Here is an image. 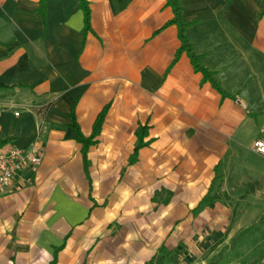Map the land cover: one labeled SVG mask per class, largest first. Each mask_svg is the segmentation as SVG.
Instances as JSON below:
<instances>
[{
  "label": "crops",
  "instance_id": "1",
  "mask_svg": "<svg viewBox=\"0 0 264 264\" xmlns=\"http://www.w3.org/2000/svg\"><path fill=\"white\" fill-rule=\"evenodd\" d=\"M87 1L84 32L78 0H46L44 15L40 0H0V151L37 138L43 150L0 196V264H150L164 248L227 244L222 201L264 183L252 150L264 140V0H178L225 95L179 52L167 0ZM107 104L88 178L69 113L88 137ZM140 125L150 144L131 164Z\"/></svg>",
  "mask_w": 264,
  "mask_h": 264
},
{
  "label": "rangeland",
  "instance_id": "2",
  "mask_svg": "<svg viewBox=\"0 0 264 264\" xmlns=\"http://www.w3.org/2000/svg\"><path fill=\"white\" fill-rule=\"evenodd\" d=\"M187 28L188 27H186V29ZM261 123L264 125V119L261 121ZM241 161L255 162L256 160L249 158L247 154H241ZM241 186H243L245 189V194H243L242 197L239 196V200H237L235 197H230L222 201V203L225 205L227 204L232 210V214L229 216L227 222L224 223V234H230L231 237L227 244L223 243L222 245H219L218 243L219 247H216L215 244L213 248L208 249L204 247L173 249V259L170 257L171 254H168L169 249L164 248L162 250L165 251L164 253L166 255L162 257L158 255L152 262L149 261L150 264H191L189 260V254L192 256L195 254L197 256L198 253H193L195 250L204 253L200 259H206L207 264H230L233 262H238L241 264H263L264 183L254 182L253 184H247L243 182ZM248 194H255L257 198L255 200L248 199ZM253 207H257V210L254 211ZM239 209L240 211H244L245 214H239ZM256 212L259 214H253ZM203 218L204 219L202 223L209 226V221L215 217L205 216ZM200 219L201 217L197 215L195 216V222L200 221ZM196 234L200 233L198 232ZM168 237L169 235L166 238ZM211 238V240H215V236Z\"/></svg>",
  "mask_w": 264,
  "mask_h": 264
},
{
  "label": "trees",
  "instance_id": "3",
  "mask_svg": "<svg viewBox=\"0 0 264 264\" xmlns=\"http://www.w3.org/2000/svg\"><path fill=\"white\" fill-rule=\"evenodd\" d=\"M79 1V6L80 8L84 11V32H87L88 30L91 29L90 26V8L87 0H78ZM45 3L46 0H40V12L44 15L45 13ZM167 3L173 8L174 11V18L168 23L169 24H176L179 28V35L180 39L182 41V46L179 52L181 51H186L188 53V56L191 59V62L194 66V69L197 72H201L204 76L205 81H209L215 89L220 91L223 95H225V92L223 89L220 87V85L216 82L214 78V73L205 68L203 65L200 63V56L197 55L193 48L192 45L190 44L188 37L186 35V27L189 26L188 23L184 22L182 19V7L180 5V2L178 0H167ZM227 3H231V0H228ZM179 54V53H178ZM178 55L174 62L177 60ZM1 87V86H0ZM110 108V104H107L104 106V108L101 110L99 115L97 116L95 123L93 125V130L90 136L86 137L82 134L80 131V127L76 121V116H75V105L72 107L70 113H69V118L71 120L70 126L74 128V130L77 133L76 140L82 145V155H83V160H84V170L88 178L89 177V160H88V150L91 146L96 144L97 142V137L101 132L103 122L105 120V117L108 113V110ZM148 133V126H142L140 125L136 131L137 135V144L135 147V151L130 159V163L134 164L137 161L138 158V152L142 147L148 146L150 144L149 141H144V138L147 136ZM5 141H2V143ZM1 143V142H0ZM214 199L210 198L209 196L206 195L204 197L199 205L198 208L203 207L205 204H209L213 201ZM167 202V201H166ZM56 256H54L53 261L51 264H55L56 262Z\"/></svg>",
  "mask_w": 264,
  "mask_h": 264
},
{
  "label": "built area",
  "instance_id": "4",
  "mask_svg": "<svg viewBox=\"0 0 264 264\" xmlns=\"http://www.w3.org/2000/svg\"><path fill=\"white\" fill-rule=\"evenodd\" d=\"M252 150L264 155V140H256ZM42 158L43 150L38 138L26 149L12 147L8 151H0V196L10 190L15 178L20 172H36L42 162ZM230 264L241 263L233 262Z\"/></svg>",
  "mask_w": 264,
  "mask_h": 264
}]
</instances>
